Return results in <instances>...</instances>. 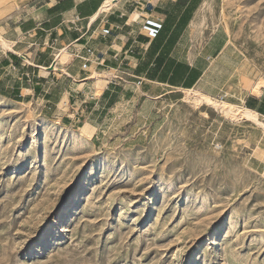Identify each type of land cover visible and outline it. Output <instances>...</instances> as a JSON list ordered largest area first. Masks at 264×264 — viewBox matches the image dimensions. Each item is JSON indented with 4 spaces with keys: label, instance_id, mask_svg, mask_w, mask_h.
<instances>
[{
    "label": "rangeland",
    "instance_id": "1",
    "mask_svg": "<svg viewBox=\"0 0 264 264\" xmlns=\"http://www.w3.org/2000/svg\"><path fill=\"white\" fill-rule=\"evenodd\" d=\"M200 18L260 76L264 0H205ZM28 65L0 47V264H264V129Z\"/></svg>",
    "mask_w": 264,
    "mask_h": 264
},
{
    "label": "crops",
    "instance_id": "2",
    "mask_svg": "<svg viewBox=\"0 0 264 264\" xmlns=\"http://www.w3.org/2000/svg\"><path fill=\"white\" fill-rule=\"evenodd\" d=\"M106 1L17 0L1 6L0 29L11 46L9 56L18 66L28 62L32 73L57 71L80 89L99 83L101 96L109 98L125 88L144 98L186 89L219 97L243 72L226 28L218 27L202 40L205 0H114L105 6ZM113 72L118 76L112 77ZM242 75L254 82L264 78V69L260 76ZM138 78L143 79L139 86ZM40 84H17L12 93L21 98V90L29 89L37 96ZM243 105L264 120V85L244 94Z\"/></svg>",
    "mask_w": 264,
    "mask_h": 264
},
{
    "label": "bare ground",
    "instance_id": "3",
    "mask_svg": "<svg viewBox=\"0 0 264 264\" xmlns=\"http://www.w3.org/2000/svg\"><path fill=\"white\" fill-rule=\"evenodd\" d=\"M113 1L114 0H107L105 6L113 3ZM0 46L1 48L4 49L11 47L1 32H0ZM65 52L66 51H64V53ZM239 81H241V79H238V82ZM238 82H236L235 84L234 83L229 84L228 88L223 93V95L226 96L223 99L221 97H212L208 94L200 92L197 89H186L183 91L186 94L185 99L196 107H201L203 105H211L226 117H230L237 121L256 123L264 127V120L260 118L259 113L243 105L244 94H249L251 92L252 93L259 92L261 90L262 85H264V78L256 79L254 82L248 80L247 85L245 86L244 89L243 87L239 86ZM235 85H237L239 89ZM234 91L242 92V96L238 98V102L236 103L230 102V99L237 95V93H235Z\"/></svg>",
    "mask_w": 264,
    "mask_h": 264
},
{
    "label": "built area",
    "instance_id": "4",
    "mask_svg": "<svg viewBox=\"0 0 264 264\" xmlns=\"http://www.w3.org/2000/svg\"><path fill=\"white\" fill-rule=\"evenodd\" d=\"M88 52L90 53V54H92L93 52H92V50L89 48L88 49ZM142 82H143V79H141V78H138V82H137V84H138V86L139 85H141L142 84ZM219 97H221L222 99L223 98H225L226 96L225 95H223V93L219 96Z\"/></svg>",
    "mask_w": 264,
    "mask_h": 264
}]
</instances>
